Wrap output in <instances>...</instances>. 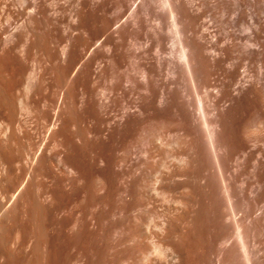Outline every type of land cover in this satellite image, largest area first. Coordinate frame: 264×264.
Wrapping results in <instances>:
<instances>
[{"label": "bare ground", "instance_id": "bare-ground-1", "mask_svg": "<svg viewBox=\"0 0 264 264\" xmlns=\"http://www.w3.org/2000/svg\"><path fill=\"white\" fill-rule=\"evenodd\" d=\"M75 31L105 132L132 129L99 264H264V0H0V264L48 263L49 216L78 218Z\"/></svg>", "mask_w": 264, "mask_h": 264}, {"label": "rangeland", "instance_id": "rangeland-1", "mask_svg": "<svg viewBox=\"0 0 264 264\" xmlns=\"http://www.w3.org/2000/svg\"><path fill=\"white\" fill-rule=\"evenodd\" d=\"M90 22H91V20L88 19L87 16L82 17L81 22H78L79 26L86 28V30H87L86 34L87 35H88V31L91 32L94 29L93 21L91 22V24H90ZM83 34L84 33H82V34L79 33V31H75V33H74V41H73L75 43L74 47L76 45L77 46L74 48L73 54L75 51L77 53V50L80 54L77 53L78 55L76 56L75 55L76 53H75L73 55V57L78 58L79 55L80 56L82 55L81 52L83 53V55L80 58H78L80 60L74 58V60L76 59L75 62L77 61L78 63L77 62H76L77 64L75 62L73 63V65L75 64V66L73 67V73H72V74H74L72 77V79H73L72 80V89L74 88L73 94L76 93L77 91L80 92V94H81V95L79 93L75 94V98L80 99L79 101H77V99H76V103H77L76 105L80 108V109L78 107H77L78 109L76 108L77 109L76 112L78 114L75 113L76 114L75 116H77V115L80 116V117L77 116L76 120H77V122L82 120L83 122L80 121L81 123L88 124V125H86V126H89V128L87 127V129L88 130L90 129V130L88 131L89 132L88 133L89 138H88V142L86 143L87 146L80 145V143L77 140H75V144H73L75 147L74 146L73 147H74V149H77V148H79V149H77L75 151L73 150L74 151L73 153L75 154L74 155L75 160L78 161L77 163L80 162L79 163L80 168H83V169H81V174H82L83 178H84V176L86 177L84 179L86 181H83L82 184L84 182L86 184L84 183L82 185L81 181H80V184L78 183L79 186H76L77 191L75 188L76 192L74 193V199L77 200L76 201L77 203L75 202V204H74V202H73V209L77 207L76 209L80 213L75 211V209L73 210L74 211L73 213H74V215L78 214L75 216L78 217L77 220L79 222L76 220V217L73 216L75 218V220H74V218H73V220L77 224L75 222H73V223H75L74 224L75 226L72 225L73 226L71 229L72 231L69 233V231H70L69 230L68 234L66 233L67 230L65 232V230L60 228V226L58 224L59 219L56 217V215L55 214H53L54 216L51 215L52 210H53V213H55L54 205H49L50 203L52 204V202L48 201L50 203H48L46 205L49 207V209L47 208V210L50 211V209H52L51 213L50 214L48 213V215H51L54 219L51 220V221H53V224H52L49 220L52 217L49 216V219L47 217L48 221L52 225L49 224L47 221L46 226H49V227H46V229L48 231L45 230V237H48L50 239L49 240L48 238H46V239H48L47 243L49 241L50 244H47L49 247L48 248L49 250L47 252L48 255L46 254L47 255L46 260L48 261V263L46 262V264H49L50 261H51L50 264H54V263L55 264H96V263L99 264V263H101V262H99L102 259L99 256L103 255L102 254V252H103L102 251L103 250V248H102L103 237H100V235L102 236L101 231H100L101 227H102V225H101L102 220L101 219H102V216L104 215V213L108 212L107 211L108 208H106L105 206L108 207L107 201H108L109 193L114 192V190H115L114 187L117 188V186H115V185H118V182H119L118 178L120 176L119 175L120 174V164H119L120 161L118 159H120V153H121L122 145L130 139L127 137V132L129 134L128 135L129 137H131L130 134L132 133V129H130V127L128 125L120 126L116 130H114V132L112 131L109 134L107 132H105L106 127H104L105 126L104 122H105V118H106V109L102 108V106H100V105L96 106V104H99L97 102L98 99L96 98L97 94L100 93V91L102 90V87H103V85H102L103 82L101 81L102 78H101L100 70H99V64L97 63V61H94L95 60L94 56L87 53L90 56L89 57L86 54V51L83 49V47H84L83 42H85L84 39L87 40L85 38L87 35L86 34L83 35ZM89 36L90 35H88V37H87L88 40H89ZM86 42H85V44H86ZM81 47H82V50H79V49H81ZM86 55L88 58L86 57ZM83 57H85L86 59L84 60ZM89 58H90V60H89L90 62L88 61ZM83 60H84V63H83ZM86 60L89 64L86 63ZM96 65H97V67H96ZM100 86H102V87L100 88ZM75 90H77V91L75 92ZM77 94L80 95L82 98L80 96H78ZM88 95L90 96L89 98H88ZM93 96H95L94 100L92 99ZM87 98L90 99L91 101H88ZM82 101H85V103ZM86 101H87V103L89 102L88 106H87ZM81 105H83L84 108L83 107L81 108ZM85 105L87 107H85ZM94 105L97 108H99V110ZM78 110L82 111V113L79 112ZM83 114L86 117H83L82 116ZM84 118H86V119H84ZM85 120H87V121L85 122ZM101 121H104V122H101ZM128 128L130 129V131ZM75 131H76V129H75ZM77 143H79V144H77ZM77 145H80L81 148H80V146L76 147ZM98 176H99V179H98L99 182L103 181V180H101L102 178L100 179V177L104 178V181L102 182L103 184L102 183L101 184H102V186H104V183H105L106 188L105 187H103V188H105L107 190L103 189L101 184L100 185L97 184L98 180H96L97 179L96 177H98ZM94 179H95V181H94ZM116 180H117V182H116ZM92 181L96 182V183H93ZM91 184L96 186V188L93 186L91 187ZM107 186H108V188L111 186L110 189H108ZM88 187H89V189H88ZM95 189H98V190H95ZM112 189H114V190H112ZM103 190H105L106 192L105 191L102 192ZM105 193H106V195H105ZM106 196H108L107 200H106ZM97 199H100V201ZM97 201H99V203H97ZM101 201H102V203H101ZM103 202H104L105 206L103 205ZM96 203H97V205H96ZM101 205H102V207H101ZM51 206H53V207L51 208ZM91 206H93V207H91ZM97 206H98V208H97ZM95 208H96V210H95ZM103 208H105L104 212L102 210ZM75 212H77V213H75ZM100 213H102L103 215H101ZM79 214L82 215V218L79 216ZM91 215L94 218H92ZM56 219H58L57 224L55 223ZM94 219H96V220H94ZM97 219H99V220H97ZM57 225H58V227L56 228ZM60 229H62L63 232H61V231L59 232ZM98 229H100V230H98ZM74 230H76V231H74ZM64 232L67 236L66 235L64 236ZM49 233H50V235H49ZM60 233H62V234H60ZM96 246L98 247V249H101V250L99 251L98 249H96ZM98 251L101 253H99ZM22 252H23V254H22ZM24 253L26 254V252H24V251H21L19 254L17 253L15 255L16 257L14 256L16 260L13 257L12 262H15L14 264H16V263L22 264V260H23L24 255H25ZM95 254L96 255L98 254V255L96 256ZM50 256H52V257H50ZM53 259L56 261H54ZM95 259H97V260L95 261ZM101 261H103V260H101ZM104 263L105 262H103L102 264H104Z\"/></svg>", "mask_w": 264, "mask_h": 264}]
</instances>
